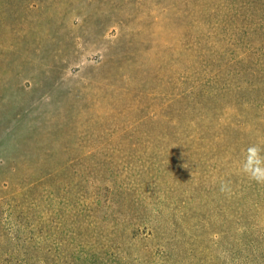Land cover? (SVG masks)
Segmentation results:
<instances>
[{
  "label": "rangeland",
  "instance_id": "rangeland-1",
  "mask_svg": "<svg viewBox=\"0 0 264 264\" xmlns=\"http://www.w3.org/2000/svg\"><path fill=\"white\" fill-rule=\"evenodd\" d=\"M224 1L0 0V264H256L264 87L170 103L259 49L264 0Z\"/></svg>",
  "mask_w": 264,
  "mask_h": 264
},
{
  "label": "trees",
  "instance_id": "trees-1",
  "mask_svg": "<svg viewBox=\"0 0 264 264\" xmlns=\"http://www.w3.org/2000/svg\"><path fill=\"white\" fill-rule=\"evenodd\" d=\"M229 2L232 4L231 10L229 11L230 17L237 15L238 12L245 8L248 2L252 0H226L225 2ZM254 2L260 0H253ZM259 3V2H257ZM264 5V3H260ZM215 7H210V10L213 11ZM257 29L262 28L264 30V18H260V20L256 23ZM258 43L260 44L258 47L259 49H253L250 53H247L244 57H241L240 54H231V56L226 60H220L219 58H212L209 61L206 58L204 64H202V68L200 70L201 79L195 81L189 85L185 90H183L180 94H178L174 100H170V103L173 102H183L184 103V110L187 109L185 113H189L188 110L190 108L195 107L197 104L202 106H207L205 100L207 99H214L219 102V104L225 103V99H230L232 102L236 103V98L233 95L239 94V90H248L250 91L257 90L259 87H264V38L257 39ZM256 47V48H258ZM263 50H262V49ZM202 55V54H201ZM203 56V55H202ZM200 57L199 54L195 55V60ZM194 60L196 64L197 61ZM217 62L218 67L220 69L215 70H206L203 69V66H210V64ZM225 74V79L223 80V85L219 86L217 84L218 80ZM221 81V80H220ZM179 85H182L183 82H178ZM205 86V93L202 95L204 96L203 101H199L197 97V89L199 87ZM243 86V88H242ZM223 93V96L222 94ZM232 94V95H231ZM199 101V102H198ZM215 101V102H216ZM193 104V105H191ZM218 104V105H219ZM264 110V105H263ZM264 112V111H263ZM264 123V118H263ZM252 250L251 254L254 257L251 262H256V264H264V243L257 245V247H252L248 245H244L243 247L240 246L237 250L238 252ZM249 255L242 256L243 260Z\"/></svg>",
  "mask_w": 264,
  "mask_h": 264
},
{
  "label": "clouds",
  "instance_id": "clouds-1",
  "mask_svg": "<svg viewBox=\"0 0 264 264\" xmlns=\"http://www.w3.org/2000/svg\"><path fill=\"white\" fill-rule=\"evenodd\" d=\"M238 170L250 181L264 185V143L252 142L243 150L241 159L237 162ZM219 190L225 195H230L231 182L222 180Z\"/></svg>",
  "mask_w": 264,
  "mask_h": 264
}]
</instances>
